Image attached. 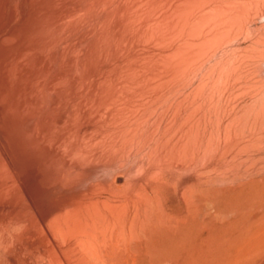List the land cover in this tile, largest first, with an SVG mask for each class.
<instances>
[{
	"label": "bare ground",
	"instance_id": "6f19581e",
	"mask_svg": "<svg viewBox=\"0 0 264 264\" xmlns=\"http://www.w3.org/2000/svg\"><path fill=\"white\" fill-rule=\"evenodd\" d=\"M0 264H264V0H0Z\"/></svg>",
	"mask_w": 264,
	"mask_h": 264
}]
</instances>
